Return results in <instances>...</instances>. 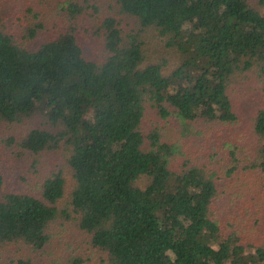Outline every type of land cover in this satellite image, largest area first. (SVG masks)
I'll list each match as a JSON object with an SVG mask.
<instances>
[{
    "label": "trees",
    "instance_id": "obj_1",
    "mask_svg": "<svg viewBox=\"0 0 264 264\" xmlns=\"http://www.w3.org/2000/svg\"><path fill=\"white\" fill-rule=\"evenodd\" d=\"M116 4L139 30L125 33L114 15L102 18L94 34L105 52L96 59L77 32L85 9H98L90 0L67 1L68 28L34 46L42 22L19 37L0 14V125L32 122L4 142L30 156L64 150L72 180L68 186L65 170H53L36 191H22L0 172V248L44 249L50 223L75 214L105 264H264V240L243 241L245 217L218 209L221 187L264 174V102L251 115L262 146L246 153L242 169L230 140L213 168L183 153L182 138H170L176 123H203L216 137L219 126L238 125L235 79L252 70L264 76V13L249 0ZM148 31L175 50L178 66L146 60L141 36ZM254 189H245L247 198L240 188L245 213L264 200V189Z\"/></svg>",
    "mask_w": 264,
    "mask_h": 264
},
{
    "label": "rangeland",
    "instance_id": "obj_2",
    "mask_svg": "<svg viewBox=\"0 0 264 264\" xmlns=\"http://www.w3.org/2000/svg\"><path fill=\"white\" fill-rule=\"evenodd\" d=\"M67 1L84 3V0H0V14L9 30L19 37L28 34L29 26L42 22L44 28L38 31L37 41L29 42L34 46L41 40L49 38L50 35H59L60 32L68 28L70 19L63 7ZM249 1L264 13L261 0ZM90 3L97 6L98 9L89 7L85 9L83 16H79L76 20L78 22L77 32L83 43L85 54L96 59L105 52L101 39L97 34H94L97 24L102 18L114 15L120 20L125 33L138 31L139 26L134 17L119 11L116 0H90ZM141 39L147 61L165 62L168 70L178 66L179 55L174 49L167 48L165 42L160 40L154 32L143 33ZM235 80L238 83H234L232 92H234V100L238 102L240 112L238 125L234 124V127L227 125L228 128L219 126L217 130L221 137H216V130L211 131L212 128L200 122H195L194 127L176 123L170 131V138H182L183 153L190 157H199L206 163L211 161L208 165L213 168H217L221 159L225 157V152L228 150L223 144L225 140L237 144L241 159L238 169H242L245 162L247 163L246 153L253 152V147L259 149L262 146L260 139L254 136L251 131V115L254 109L264 102V76L261 77L256 70H252ZM31 123L16 126L0 125V172L5 175L8 185L11 189L36 191L40 179L53 170L61 169L65 170L68 186H71V175L68 174L70 169L67 166L64 150L30 156L28 153H21L17 145L7 146L4 142L9 135L20 136L23 134L32 126ZM232 127L235 128V131L230 129ZM208 132H213L214 140L208 138ZM230 132H234V136H230ZM213 145L216 147L210 149ZM224 162L231 165L237 164V161L230 159H225ZM263 187L264 174L254 171L251 175L247 174L245 179L241 178L240 181L234 179L220 189L219 214L222 216L237 214L241 217L240 220L245 217V224H247V228L250 227L244 233L245 240L243 241L247 243L250 241L259 244L264 240V200L262 199L255 208L245 213V209L249 206L244 203L242 191L244 192L248 188H259L261 191ZM244 193L248 198V191ZM65 204H67V199H64L60 207L64 208ZM74 216L75 214H71L70 217L60 214L50 223L48 232L51 237L44 249L0 248V264H20V261L29 262V264H67L75 257L81 258L82 264H105L104 252L92 246L89 237L79 229Z\"/></svg>",
    "mask_w": 264,
    "mask_h": 264
}]
</instances>
